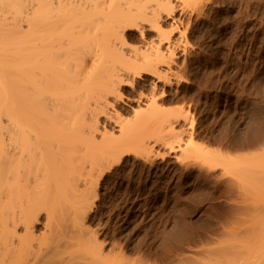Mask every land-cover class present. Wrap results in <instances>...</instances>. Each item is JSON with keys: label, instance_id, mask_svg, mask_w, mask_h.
Wrapping results in <instances>:
<instances>
[{"label": "rangeland", "instance_id": "obj_1", "mask_svg": "<svg viewBox=\"0 0 264 264\" xmlns=\"http://www.w3.org/2000/svg\"><path fill=\"white\" fill-rule=\"evenodd\" d=\"M204 1L197 9L177 6L163 22L164 30L177 24L185 33L172 65L181 79L165 87L155 112L158 123L181 117H170L175 131L94 175L83 196L30 194L47 206L34 224L33 254L2 243L8 213H0V264L33 257L37 264H264L257 232L264 226V0ZM124 94L128 119L137 105L134 93ZM47 212L53 232L44 226Z\"/></svg>", "mask_w": 264, "mask_h": 264}, {"label": "bare ground", "instance_id": "obj_2", "mask_svg": "<svg viewBox=\"0 0 264 264\" xmlns=\"http://www.w3.org/2000/svg\"><path fill=\"white\" fill-rule=\"evenodd\" d=\"M204 5V0H0V213H8L2 243L34 250L39 240L34 224L47 206L33 203L36 196L30 194L68 190L83 196L94 175L131 150L147 152L175 131L179 116L172 114L177 121L161 116L159 125L155 112L162 109L165 87L181 79L172 76V65L185 33L177 24L164 30L163 22L175 18L177 6ZM131 33L141 43H132ZM127 88L137 105L128 119L120 105ZM47 213L44 226L52 231L53 215ZM258 215L264 218L263 211ZM261 228L258 237H264ZM33 259L26 264H37Z\"/></svg>", "mask_w": 264, "mask_h": 264}]
</instances>
